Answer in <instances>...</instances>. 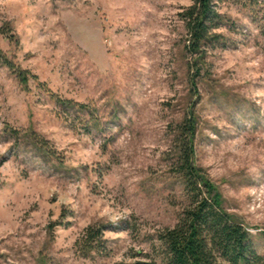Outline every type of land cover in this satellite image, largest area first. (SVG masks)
Instances as JSON below:
<instances>
[{
	"label": "rangeland",
	"instance_id": "obj_1",
	"mask_svg": "<svg viewBox=\"0 0 264 264\" xmlns=\"http://www.w3.org/2000/svg\"><path fill=\"white\" fill-rule=\"evenodd\" d=\"M243 2L216 0L225 46L195 63L191 0H0V53L37 76L0 58V264H147L184 200L170 166L184 114L195 163L264 253V37ZM100 225L105 247L81 256Z\"/></svg>",
	"mask_w": 264,
	"mask_h": 264
},
{
	"label": "trees",
	"instance_id": "obj_2",
	"mask_svg": "<svg viewBox=\"0 0 264 264\" xmlns=\"http://www.w3.org/2000/svg\"><path fill=\"white\" fill-rule=\"evenodd\" d=\"M215 3L216 0H191L179 12L187 34L184 48L194 56L195 63L201 62L207 48L225 46L224 36L212 30L222 18ZM243 5L258 22L264 37V0H244ZM0 58L20 83L26 85L29 79L37 78L27 69L16 67L1 53ZM49 95L54 101L61 100L54 93ZM71 103L77 110L86 108L84 104ZM196 130V119L192 114H184L173 129L175 146L170 166L181 182L184 200L175 223L156 232L150 248L152 255L145 254L149 259L147 264H264V253L255 251L246 227L221 207L215 185L195 163ZM35 140L43 145L44 140L40 137ZM105 229L104 225L84 229L75 241L81 256L88 257L105 247ZM261 234L264 240V230Z\"/></svg>",
	"mask_w": 264,
	"mask_h": 264
}]
</instances>
